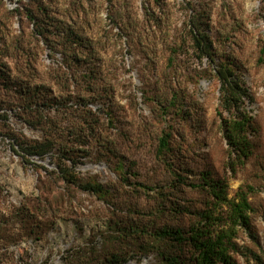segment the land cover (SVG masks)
I'll use <instances>...</instances> for the list:
<instances>
[{
  "label": "rangeland",
  "instance_id": "obj_1",
  "mask_svg": "<svg viewBox=\"0 0 264 264\" xmlns=\"http://www.w3.org/2000/svg\"><path fill=\"white\" fill-rule=\"evenodd\" d=\"M198 28L210 56L195 46ZM226 60L248 92L249 159L224 137L215 69ZM0 66L10 76L0 82V235L16 240L0 243V264H65L87 249L100 264L111 251L131 253L127 264H164L133 240L107 241L116 223L152 213L188 230L214 205L189 186L204 172L227 184L229 200L245 192L252 207L250 227L236 228L232 263L264 264V0H0ZM21 86L45 88L28 114ZM164 132L170 151L160 158ZM17 138L52 150L26 157ZM59 165L106 196L65 183ZM171 170L185 179L178 190ZM211 212L227 229L229 207Z\"/></svg>",
  "mask_w": 264,
  "mask_h": 264
},
{
  "label": "trees",
  "instance_id": "obj_2",
  "mask_svg": "<svg viewBox=\"0 0 264 264\" xmlns=\"http://www.w3.org/2000/svg\"><path fill=\"white\" fill-rule=\"evenodd\" d=\"M193 32L197 50L203 56H210L211 43L208 42L205 32L199 28L194 29ZM40 34H43V32ZM212 61L215 64V60L212 59ZM235 68L236 65L231 60H226L221 64V69H215L216 78L220 83V107L229 115V118L223 121L224 137L231 151L238 158L249 159L252 155L249 136L251 135L253 117L245 108V99H249L248 92L244 88L243 81ZM9 79L10 76L6 69L0 66V82ZM42 89L45 88L40 87L31 91L29 87H20L17 94L25 100L21 107L22 113L32 112L33 106L36 104L32 101L41 98ZM172 105L176 107L175 102H172ZM32 125L37 126V124ZM170 139L171 133L164 132L159 139L158 157L167 156L170 151ZM16 140L19 141L21 153L26 157H39L42 159L52 150L48 142L29 144L19 138ZM67 160L71 161L70 159ZM58 167L60 177L65 183L83 191L91 192L100 198L106 196L107 191L101 184L82 181L75 173L74 168L67 165H59ZM171 173L173 174L172 189L178 190L179 187L185 184V179L173 170H171ZM189 186L207 192L213 197L214 205L211 210L199 212L197 214L199 221L188 230L181 226L159 224L158 221L163 219V212L160 216L152 213L147 222H126L123 225L116 223L119 228L118 235L113 236L107 242L124 241L128 238L133 240L140 254L147 256L156 253L164 264H233L230 253L236 249V244L233 242L237 234L236 228L246 227L248 229L250 227L249 213L252 211V207L248 195L245 192H240L237 195L238 201L235 199L229 200L227 184L213 178L208 172L201 175L197 184L191 183ZM224 205L229 207L230 216L225 221L228 226L227 229L220 230L218 226L222 223V220L217 216L215 217L211 211ZM176 210L179 214L183 212V210L180 211V208L173 211L177 212ZM26 218L32 221L35 220L30 215ZM20 220H23V218ZM31 225L33 226V222ZM14 241L16 240L13 237L0 235V243ZM185 251L189 253L187 258H183V252ZM117 252L119 251H111L110 254L104 255L108 264H127L132 259L131 253L122 254ZM77 254L66 258L65 264H100L102 255L96 249L83 250ZM4 255L1 254L0 258Z\"/></svg>",
  "mask_w": 264,
  "mask_h": 264
}]
</instances>
